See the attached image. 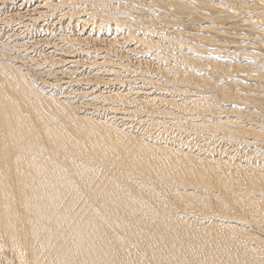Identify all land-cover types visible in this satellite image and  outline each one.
<instances>
[{
  "label": "bare ground",
  "instance_id": "obj_1",
  "mask_svg": "<svg viewBox=\"0 0 264 264\" xmlns=\"http://www.w3.org/2000/svg\"><path fill=\"white\" fill-rule=\"evenodd\" d=\"M0 264H264V0H0Z\"/></svg>",
  "mask_w": 264,
  "mask_h": 264
},
{
  "label": "rangeland",
  "instance_id": "obj_2",
  "mask_svg": "<svg viewBox=\"0 0 264 264\" xmlns=\"http://www.w3.org/2000/svg\"><path fill=\"white\" fill-rule=\"evenodd\" d=\"M216 143H218V141H217ZM219 144H223V143H222V142H220Z\"/></svg>",
  "mask_w": 264,
  "mask_h": 264
}]
</instances>
